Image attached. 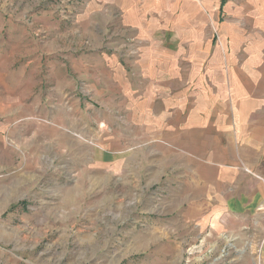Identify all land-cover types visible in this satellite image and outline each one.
<instances>
[{
    "label": "crops",
    "instance_id": "obj_1",
    "mask_svg": "<svg viewBox=\"0 0 264 264\" xmlns=\"http://www.w3.org/2000/svg\"><path fill=\"white\" fill-rule=\"evenodd\" d=\"M96 1L61 23L49 6L31 13L45 28L39 63L64 112L80 114L84 102L100 108L98 142L112 154L136 149L139 175L184 184L186 215L212 206V214L236 208L240 216L247 199L264 215V0H225L235 15L219 11L213 28L194 0L171 17L166 9L156 17L155 5L143 10L148 0L116 3L122 15L114 28ZM15 16L0 8V92L5 49L29 29ZM2 34L13 38L7 46ZM10 197L0 186V218Z\"/></svg>",
    "mask_w": 264,
    "mask_h": 264
},
{
    "label": "rangeland",
    "instance_id": "obj_2",
    "mask_svg": "<svg viewBox=\"0 0 264 264\" xmlns=\"http://www.w3.org/2000/svg\"><path fill=\"white\" fill-rule=\"evenodd\" d=\"M224 1L194 0L212 28L219 11L224 19L235 15ZM95 3L113 17L114 28L122 15L115 4L129 1ZM145 3L143 10L155 5L156 17L165 11L159 9L171 17L186 8L183 0ZM40 6L61 23L74 10L89 9L91 0H0L29 28L16 35L23 40L1 38L6 46L13 41L1 65L0 186L12 202L0 218V264H264V215L255 201L241 202L240 216L236 208L212 214V206L186 215L191 199L184 184L139 175L136 149L118 146L112 154L98 142L100 108L84 102L82 113L64 112V99L39 63L45 28L31 13Z\"/></svg>",
    "mask_w": 264,
    "mask_h": 264
},
{
    "label": "built area",
    "instance_id": "obj_3",
    "mask_svg": "<svg viewBox=\"0 0 264 264\" xmlns=\"http://www.w3.org/2000/svg\"><path fill=\"white\" fill-rule=\"evenodd\" d=\"M133 52V49L131 50ZM260 178V177H259Z\"/></svg>",
    "mask_w": 264,
    "mask_h": 264
}]
</instances>
